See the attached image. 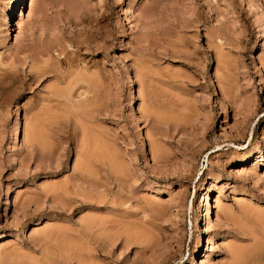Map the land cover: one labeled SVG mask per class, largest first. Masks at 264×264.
Wrapping results in <instances>:
<instances>
[{
    "label": "rangeland",
    "instance_id": "obj_1",
    "mask_svg": "<svg viewBox=\"0 0 264 264\" xmlns=\"http://www.w3.org/2000/svg\"><path fill=\"white\" fill-rule=\"evenodd\" d=\"M0 264H264V0H0Z\"/></svg>",
    "mask_w": 264,
    "mask_h": 264
},
{
    "label": "bare ground",
    "instance_id": "obj_2",
    "mask_svg": "<svg viewBox=\"0 0 264 264\" xmlns=\"http://www.w3.org/2000/svg\"><path fill=\"white\" fill-rule=\"evenodd\" d=\"M15 1V3L18 1V0H14ZM34 79L35 78H32V82H34ZM86 167V166H85ZM67 206V205H66ZM238 258H239V256H238ZM248 259V258H247ZM243 263V262H242Z\"/></svg>",
    "mask_w": 264,
    "mask_h": 264
}]
</instances>
